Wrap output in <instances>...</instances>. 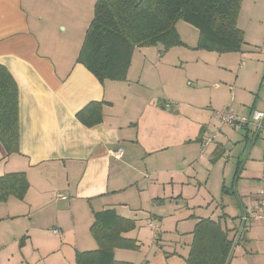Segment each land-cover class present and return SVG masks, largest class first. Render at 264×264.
<instances>
[{"label":"crops","instance_id":"crops-1","mask_svg":"<svg viewBox=\"0 0 264 264\" xmlns=\"http://www.w3.org/2000/svg\"><path fill=\"white\" fill-rule=\"evenodd\" d=\"M96 2L0 0V63L19 93V151L7 154L0 144V176L25 172L29 181L22 199L0 202V264H75L78 252L98 248L94 215L109 209L135 222L124 236L138 247L116 248L118 261L186 264L196 224L210 218L230 237L242 234L228 264H264V217L243 222L264 201V156L249 165V155L241 166L231 149L225 160L222 140L205 145L212 134L221 138L214 117L179 101L177 81L167 92L172 68L185 61L171 54L179 47H137L125 80L100 81L78 62ZM258 23L264 27V9ZM258 51L264 54V42ZM256 101L249 119L264 111ZM95 103L102 119L87 125L79 113ZM242 125L246 139L264 135ZM118 149L120 158L111 153Z\"/></svg>","mask_w":264,"mask_h":264},{"label":"trees","instance_id":"trees-1","mask_svg":"<svg viewBox=\"0 0 264 264\" xmlns=\"http://www.w3.org/2000/svg\"><path fill=\"white\" fill-rule=\"evenodd\" d=\"M242 0H97L77 61L100 81L125 80L137 47L163 43L167 49L185 44L177 25L184 21L199 31L198 47L219 53L242 51L247 44L238 19ZM18 85L0 63V144L7 154L19 151ZM84 110L79 118L87 125L102 119L99 104ZM29 187L25 172L0 176V202L14 196L22 199ZM91 232L95 250L78 252L75 264H128L114 257L116 248L135 249L134 239L124 233L135 222L115 210L96 212ZM242 234L230 237L220 220L201 219L193 230L186 264H228L233 246Z\"/></svg>","mask_w":264,"mask_h":264},{"label":"rangeland","instance_id":"rangeland-1","mask_svg":"<svg viewBox=\"0 0 264 264\" xmlns=\"http://www.w3.org/2000/svg\"><path fill=\"white\" fill-rule=\"evenodd\" d=\"M253 9H255L254 14L252 13ZM263 9L264 0H242L238 24L247 31L246 38L250 43L249 45L247 43V46L250 47L249 52L246 50V54L241 51L219 53L199 48L200 31L196 26L187 22H182L179 26L180 36L185 44L173 46L179 48L174 49L176 51L171 53L184 54L185 61L172 68L169 76L170 86L167 87V92L169 94L175 92L176 88L172 86V80H175L178 82L176 84L179 85L177 91L179 101H182L183 104L190 101L204 106L205 115H211L216 120L215 131L220 133L221 138L217 136L215 140H222L227 143L228 150L225 154V160L229 157V151L233 150V153H238L241 166L245 164L249 155V165L251 158L264 156V135L254 139L249 133V137L246 139V129L241 123L224 124L216 112L229 109L237 113L239 117H242L241 115L246 117L248 116L247 110L252 107L251 104L254 100H257L256 107L258 110L264 109V105L260 104L261 102L264 103V54H258V49L264 42V27L258 23V13ZM157 45L165 50L173 48L167 49L163 43ZM157 51L158 49H156V53ZM248 126L253 128L250 124ZM237 143H240V147L235 148ZM238 155L230 157V165L237 163ZM230 183L231 180L229 185ZM234 198L235 203H232L231 206L233 211H238L236 214L238 217L234 220L242 228L243 224L239 220L242 203L237 196L234 195Z\"/></svg>","mask_w":264,"mask_h":264},{"label":"built area","instance_id":"built-area-1","mask_svg":"<svg viewBox=\"0 0 264 264\" xmlns=\"http://www.w3.org/2000/svg\"><path fill=\"white\" fill-rule=\"evenodd\" d=\"M167 106L170 105V103L168 102L166 104ZM217 116L220 119L221 122H223L224 124H229V125H233V124H244V125H254L256 128H258L259 130L264 131V111H256L253 113V117L252 119H249L247 117H239L237 113L229 110V109H223L221 111H217ZM215 139V135L212 134L210 135L206 141H205V145L210 144L213 140ZM205 150V149H204ZM203 150V151H204ZM112 155L116 158H120L123 155V151L122 149H118V150H112L111 151ZM62 198H67V196L62 195ZM264 217V201H261L252 211L248 212V213H244L243 215V222H246L248 219H252V220H258ZM150 226H153L152 223H150ZM54 233H57L58 230L57 229H53Z\"/></svg>","mask_w":264,"mask_h":264}]
</instances>
